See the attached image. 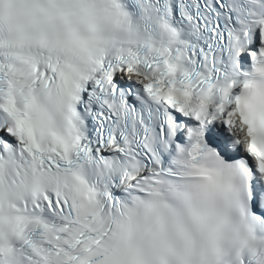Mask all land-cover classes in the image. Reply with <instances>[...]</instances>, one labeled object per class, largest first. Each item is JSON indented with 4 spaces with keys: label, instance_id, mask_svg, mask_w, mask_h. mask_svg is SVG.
Segmentation results:
<instances>
[{
    "label": "snow or ice",
    "instance_id": "6c2138e0",
    "mask_svg": "<svg viewBox=\"0 0 264 264\" xmlns=\"http://www.w3.org/2000/svg\"><path fill=\"white\" fill-rule=\"evenodd\" d=\"M0 264H264V0H0Z\"/></svg>",
    "mask_w": 264,
    "mask_h": 264
}]
</instances>
